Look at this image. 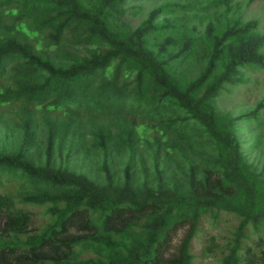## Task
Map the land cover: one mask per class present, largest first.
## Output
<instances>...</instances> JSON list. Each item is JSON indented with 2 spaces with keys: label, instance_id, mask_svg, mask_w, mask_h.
Returning <instances> with one entry per match:
<instances>
[{
  "label": "trees",
  "instance_id": "16d2710c",
  "mask_svg": "<svg viewBox=\"0 0 264 264\" xmlns=\"http://www.w3.org/2000/svg\"><path fill=\"white\" fill-rule=\"evenodd\" d=\"M127 1L0 0V108L19 107L21 130L0 144V264H264V176L237 126L262 118L216 107L264 70V35L244 18L255 0H168L138 26ZM89 138L105 179L69 162ZM141 145L155 168L150 178L140 161L142 181ZM222 213L234 218L225 244L198 252Z\"/></svg>",
  "mask_w": 264,
  "mask_h": 264
},
{
  "label": "rangeland",
  "instance_id": "374dc122",
  "mask_svg": "<svg viewBox=\"0 0 264 264\" xmlns=\"http://www.w3.org/2000/svg\"><path fill=\"white\" fill-rule=\"evenodd\" d=\"M96 0H85L86 4H93ZM168 0H128L127 1V17L133 26H138L142 21L146 20L148 13L155 8L158 4L164 3ZM181 2L185 0H179ZM244 18L255 19L259 22L258 32L264 35V0H255L250 8L245 13ZM245 81L239 86H232L225 89L222 94L216 99L217 109L230 116L231 118H244L252 115L255 111L259 110L261 115V122H246L245 120L238 121V134L242 144V151L245 153L248 161L254 169L264 176V108H261V102L264 101V70H257L255 72H246L244 74ZM18 106H8L0 108V116L3 117V122L0 120V144L9 145L14 140L18 139L21 134L19 127L15 126L19 117ZM103 120H108L104 118ZM140 121V120H139ZM141 122V121H140ZM39 137L43 141L40 151L42 153L41 159L45 161L47 158L45 153L46 132L44 125H41ZM89 142V143H88ZM89 151L86 156L81 152L73 151L69 158L70 163H77L78 165H87L92 170L94 175L105 179L108 171L105 167V158L97 150H93L92 138L87 141ZM63 157L68 154V147L62 149ZM83 154V155H82ZM85 157V158H84ZM141 157V158H139ZM58 152L53 153V161H61ZM85 160V161H84ZM128 154L126 151L120 150L111 153V166L112 172L116 173L117 178L125 176L127 171ZM140 161H143L147 172L146 174L152 178L155 173L154 161L152 159V152L148 151L143 145L140 146L139 154L135 159V166L133 167L134 173L139 180H144L142 173H140ZM84 162V163H83ZM234 224L233 216L222 213L219 219L207 220L196 240V250L202 252L203 248L208 244L211 237H216V249L218 250L225 244L228 233ZM181 235L175 240V243ZM201 264H218V261L212 256L207 255L203 258Z\"/></svg>",
  "mask_w": 264,
  "mask_h": 264
}]
</instances>
